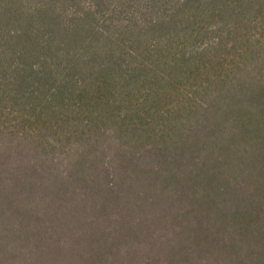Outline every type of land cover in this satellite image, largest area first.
<instances>
[{
    "label": "trees",
    "instance_id": "trees-1",
    "mask_svg": "<svg viewBox=\"0 0 264 264\" xmlns=\"http://www.w3.org/2000/svg\"><path fill=\"white\" fill-rule=\"evenodd\" d=\"M0 264H264V0H0Z\"/></svg>",
    "mask_w": 264,
    "mask_h": 264
}]
</instances>
